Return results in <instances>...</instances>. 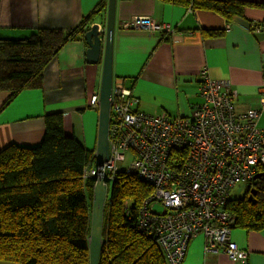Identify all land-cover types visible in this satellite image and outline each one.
I'll list each match as a JSON object with an SVG mask.
<instances>
[{"label":"crops","instance_id":"1","mask_svg":"<svg viewBox=\"0 0 264 264\" xmlns=\"http://www.w3.org/2000/svg\"><path fill=\"white\" fill-rule=\"evenodd\" d=\"M264 3V0H249ZM93 22L105 26L108 0H0V38L21 39L38 28L70 30L98 9ZM135 16L151 17L174 28L171 35L124 29ZM209 31H221L210 35ZM83 40L68 43L44 71L40 89L22 92L0 115V150L16 144L38 146L45 134V117L61 113L66 135L96 148L103 61L90 64ZM231 85L238 113L261 111L264 127V10L249 9L246 18L230 23L218 13L194 11L163 0H117L113 50L114 84L123 82L149 115L189 117L201 102V72ZM8 93L0 92V107ZM202 235V234H201ZM190 243L183 264L234 263L223 252H206V238ZM231 239L248 252L247 264H264V231L233 228ZM0 264H17L0 261Z\"/></svg>","mask_w":264,"mask_h":264},{"label":"trees","instance_id":"2","mask_svg":"<svg viewBox=\"0 0 264 264\" xmlns=\"http://www.w3.org/2000/svg\"><path fill=\"white\" fill-rule=\"evenodd\" d=\"M163 1L214 11L227 23L246 18L251 8L264 10V3L249 0ZM102 6L70 30L38 28L25 38H0V92L8 93L0 115L22 92L43 87L46 67L68 43L85 42ZM95 149L66 135L63 114L52 113L45 117L38 146L11 144L0 150V261L90 264L95 179L86 173L95 166ZM109 185L100 264H168L151 226H140L153 184L123 169ZM226 209L236 219L233 228L264 231V174L242 198L230 199Z\"/></svg>","mask_w":264,"mask_h":264},{"label":"built area","instance_id":"3","mask_svg":"<svg viewBox=\"0 0 264 264\" xmlns=\"http://www.w3.org/2000/svg\"><path fill=\"white\" fill-rule=\"evenodd\" d=\"M122 27L150 34L175 31L171 24L145 16L132 17ZM201 76V102L191 116L179 118L141 112L132 90L123 82L114 84L110 159L86 175L104 180L109 188L125 169L153 184L140 226H151L168 264H183L191 241L201 234L206 252L221 251L234 263L247 264L248 252L231 239L236 219L226 207L233 188L250 187L264 172L261 111L238 113L231 85L211 79L206 69ZM91 105L99 106V96L91 97ZM157 203L163 212L156 211Z\"/></svg>","mask_w":264,"mask_h":264},{"label":"water","instance_id":"4","mask_svg":"<svg viewBox=\"0 0 264 264\" xmlns=\"http://www.w3.org/2000/svg\"><path fill=\"white\" fill-rule=\"evenodd\" d=\"M117 0H108V10L105 26L100 30V24L94 23L85 33L84 40L88 46L86 58L90 64L103 61L101 88L99 92V122L97 144L95 149V165L103 166L110 159V123L111 102L114 87L113 50L116 26ZM264 173H259L256 180ZM109 188L104 180L99 179L93 187L92 218L89 236L90 264H100L103 240L104 211L108 199ZM254 190L249 200L253 199Z\"/></svg>","mask_w":264,"mask_h":264},{"label":"rangeland","instance_id":"5","mask_svg":"<svg viewBox=\"0 0 264 264\" xmlns=\"http://www.w3.org/2000/svg\"><path fill=\"white\" fill-rule=\"evenodd\" d=\"M129 163L130 161L126 162L124 165L127 166ZM110 186L111 185H109V187ZM246 189H247V186L244 184L237 185L235 188L231 190L230 199L242 198L246 194ZM155 209L157 212H160V213L164 211V207L160 203L156 204ZM201 237L204 238L203 235H201Z\"/></svg>","mask_w":264,"mask_h":264},{"label":"clouds","instance_id":"6","mask_svg":"<svg viewBox=\"0 0 264 264\" xmlns=\"http://www.w3.org/2000/svg\"><path fill=\"white\" fill-rule=\"evenodd\" d=\"M264 173V172H263Z\"/></svg>","mask_w":264,"mask_h":264}]
</instances>
